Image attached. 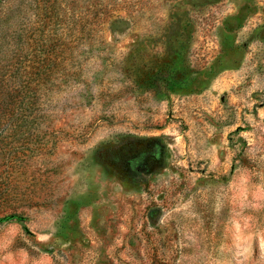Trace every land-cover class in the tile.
I'll use <instances>...</instances> for the list:
<instances>
[{
	"label": "rangeland",
	"instance_id": "1",
	"mask_svg": "<svg viewBox=\"0 0 264 264\" xmlns=\"http://www.w3.org/2000/svg\"><path fill=\"white\" fill-rule=\"evenodd\" d=\"M41 1L0 264H264V0Z\"/></svg>",
	"mask_w": 264,
	"mask_h": 264
},
{
	"label": "trees",
	"instance_id": "2",
	"mask_svg": "<svg viewBox=\"0 0 264 264\" xmlns=\"http://www.w3.org/2000/svg\"><path fill=\"white\" fill-rule=\"evenodd\" d=\"M31 4L40 21L43 2L31 0ZM28 7L29 0H0V114L11 110L15 100L24 99L26 106L34 104L36 97L30 94V85L32 82L39 84L40 69L50 66L45 56L55 54V48L43 45L40 36L42 24L39 21L28 28ZM29 63L33 64L32 73ZM30 74H35V81ZM15 79L19 81L14 83Z\"/></svg>",
	"mask_w": 264,
	"mask_h": 264
}]
</instances>
